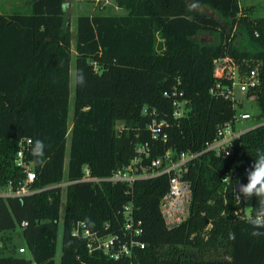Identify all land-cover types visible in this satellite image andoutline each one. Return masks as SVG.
<instances>
[{"label": "trees", "instance_id": "obj_1", "mask_svg": "<svg viewBox=\"0 0 264 264\" xmlns=\"http://www.w3.org/2000/svg\"><path fill=\"white\" fill-rule=\"evenodd\" d=\"M191 1L194 10L185 0H114L123 14L76 17L72 51L64 0H29L27 13L0 14V189L23 180L13 158L18 141L28 139L24 160L34 173L30 189L37 191L0 198V234L18 229L26 249L0 255V264H53L58 236L59 264H264V235H252L264 231L252 223L258 200L249 199L247 214L245 199L235 200L257 151L264 150V124L233 139L227 156L200 153L234 114L229 100L209 94L215 82L229 84L215 72L213 59L255 72L259 84L248 94L257 119H264V17H253L238 0ZM200 33L218 40L200 42ZM176 99L186 100L188 110L174 119ZM143 108L164 121L163 141L151 139L152 116ZM37 139L46 146L42 163L31 154ZM140 144L148 146L147 158L139 157L142 166L167 150L172 158L199 153L182 176L190 202L177 226L167 228L158 210L167 192L165 175L138 179L130 189L80 181L83 167L90 178H108L138 156ZM62 182L71 184L55 187ZM126 204L132 227L141 231L133 238L143 244L130 259L88 254L84 240L70 236L75 222L120 235Z\"/></svg>", "mask_w": 264, "mask_h": 264}, {"label": "built area", "instance_id": "obj_2", "mask_svg": "<svg viewBox=\"0 0 264 264\" xmlns=\"http://www.w3.org/2000/svg\"><path fill=\"white\" fill-rule=\"evenodd\" d=\"M227 59H213L212 65L215 72L224 76L229 80L228 85L215 82L209 89V94L213 97H221L224 100H229L234 108V114L230 123H225L217 128L215 138L210 143L205 144V148L200 152H212L215 156H227L229 153L230 143L233 139L237 138L241 133L248 129L236 130V125L242 121L250 120L252 117L247 112H236L235 99L233 96V88L237 87L241 95L248 94L254 90L258 84L259 79L253 70L249 71L243 79H240L239 72L233 63L229 66L225 65ZM166 96V93H163ZM172 97L175 92H171ZM177 96H180L179 94ZM173 109L172 118H180L187 112L186 100H173L171 103ZM142 114H148L151 117L150 123L147 125L152 140L160 138L161 141L165 139V134L162 133V127L165 126L164 121L156 122L154 119V111L147 112L145 108L142 109ZM264 124V121L257 125ZM256 125V126H257ZM254 127V126H253ZM252 128V127H251ZM29 145L28 139H21L18 141V149L13 158L14 166L20 170L24 175L21 182L13 188L11 183H7L0 189V198L12 197H25L36 193V190L30 189V184L34 180V173L31 169V164L24 160L27 147ZM137 157L133 158L127 166L117 169L108 178L95 179L90 178L88 170L82 168L81 182H91L99 184L106 182L110 185H124L127 189L138 179L155 177L165 175L167 176V192L160 198L158 202V210L161 219L167 228L177 226L186 220L188 216V208L190 202V189L188 183L182 179L183 174L186 172V165L189 161L196 158L199 153L189 154L181 153L175 158H172L170 151H165L163 156L150 160L147 165L140 164V156L147 158L148 146L140 144L135 147ZM224 181V180H222ZM71 182H62L55 187H65ZM240 198L235 196V200L239 201ZM130 204L122 206V213L125 216L124 223L120 229V235H101L98 232L90 231L85 223L75 222L70 229V236L84 240L85 249L88 254L100 253L109 260L118 261L120 259H130L134 250L143 248V244L136 241L134 237L138 236L141 231L138 227L133 228L131 219L129 217ZM139 225V222L136 223ZM20 226H25L22 222ZM106 227V226H105ZM26 249L18 248V254H25Z\"/></svg>", "mask_w": 264, "mask_h": 264}, {"label": "rangeland", "instance_id": "obj_3", "mask_svg": "<svg viewBox=\"0 0 264 264\" xmlns=\"http://www.w3.org/2000/svg\"><path fill=\"white\" fill-rule=\"evenodd\" d=\"M18 2L20 7L18 10L21 13H27L29 11V0H9V3ZM188 4V7L191 10H194L196 6L192 3L191 0H185ZM4 3L7 6L6 0H0V4ZM65 4V22L68 29V32L71 36V51L73 48V38L75 31V19L80 15H119L123 14L124 11L117 8L115 6L114 0H64ZM238 4L242 8L251 7L252 8V16L253 17H264V0H238ZM26 5V9L23 6ZM206 14H211L208 9L203 10ZM198 40L200 42H216L218 40V36L216 34H208V33H200L198 36ZM73 56V52H72ZM72 58V57H71ZM73 60L70 62L69 66V110L71 109V92L73 88ZM246 76L243 72H239L240 79H243ZM233 96L235 99L234 105H236V112L239 114L244 111L247 112L252 118L247 121H242L236 125V130L250 129L253 126H256L258 123L264 121V119H257L258 109L256 107L255 101L251 100L249 94L241 95L238 92L237 87L233 88ZM70 117V111H69ZM121 125L118 124L115 126L117 131L121 130ZM67 159V146L65 151L64 161ZM245 213L247 214L249 211V199L245 200L244 203ZM63 211V197L61 199L59 213L60 216ZM59 233V232H58ZM24 248L23 242L19 236V230L16 229L12 232L1 233L0 234V255H17L18 248ZM21 256V255H20ZM24 256H27L24 255ZM59 256H60V239L59 236L56 240V248H55V256L53 258V264H59Z\"/></svg>", "mask_w": 264, "mask_h": 264}, {"label": "clouds", "instance_id": "obj_4", "mask_svg": "<svg viewBox=\"0 0 264 264\" xmlns=\"http://www.w3.org/2000/svg\"><path fill=\"white\" fill-rule=\"evenodd\" d=\"M77 82L83 84V75L77 77ZM45 144L42 140L37 139L32 143L31 154L36 158L37 163L43 162L45 156ZM229 179L231 177L229 176ZM247 183L239 186L236 195L238 198L248 200L253 195L257 198L259 207L256 212V219L252 221L257 229H264V150H258L254 163L247 170ZM252 235H264V231H254ZM234 239V235L232 236Z\"/></svg>", "mask_w": 264, "mask_h": 264}, {"label": "crops", "instance_id": "obj_5", "mask_svg": "<svg viewBox=\"0 0 264 264\" xmlns=\"http://www.w3.org/2000/svg\"><path fill=\"white\" fill-rule=\"evenodd\" d=\"M7 1V6L4 4V3H1L0 4V14L2 15H8L12 12H15V11H20L18 10V8L20 7V4L16 1L15 3H9V0H6ZM24 9H26V5L23 6Z\"/></svg>", "mask_w": 264, "mask_h": 264}]
</instances>
